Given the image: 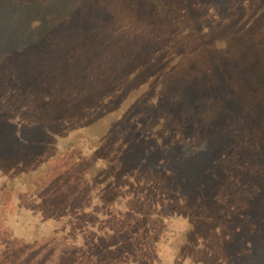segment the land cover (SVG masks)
Masks as SVG:
<instances>
[{
	"label": "rangeland",
	"instance_id": "374dc122",
	"mask_svg": "<svg viewBox=\"0 0 264 264\" xmlns=\"http://www.w3.org/2000/svg\"><path fill=\"white\" fill-rule=\"evenodd\" d=\"M100 1L116 11L106 22L100 7L98 23L106 30L129 31L127 6H137L146 32L167 29L179 44L162 53L168 68L138 76V85H126V77L113 72L119 68L114 60L121 58L103 64L85 53L77 71L92 73L86 86L79 77L73 87L62 85L63 70L48 75L50 70L40 68L46 72L34 80L45 78L52 86H7L17 72L0 70V241L22 234L41 243H0V264L55 263L61 245L51 238L56 230L72 227L68 205L79 207L86 200L84 163L105 199H119L121 192L132 211L140 210L150 223L165 218L150 235L165 264H175L176 252L191 258L177 264H264V153L259 149L264 138L242 133L224 92L215 91L206 102L194 92L196 82L208 83V73L222 86L234 84L238 94L240 87L264 84V0ZM133 17L139 26L137 14ZM220 54L225 63L214 58ZM67 59L79 60L75 54ZM225 110L232 115L228 121ZM200 152L208 155L202 164ZM110 174L116 190L108 184ZM78 216L84 224L95 215L82 211ZM19 251L26 257L17 256Z\"/></svg>",
	"mask_w": 264,
	"mask_h": 264
},
{
	"label": "trees",
	"instance_id": "16d2710c",
	"mask_svg": "<svg viewBox=\"0 0 264 264\" xmlns=\"http://www.w3.org/2000/svg\"><path fill=\"white\" fill-rule=\"evenodd\" d=\"M86 1L83 4L80 0H0V70L9 69L17 72V75L5 81L7 86H34L38 82L43 86L48 84L50 86L52 84L51 80L46 81L45 78H43V81L40 78L38 82L34 80V76L41 74L40 72H46L40 71L41 69L50 70L48 75L63 70L66 78L61 81L62 85L69 84V87H73L71 85H74L79 77L86 86L89 81L87 78L92 73L88 71L78 74L77 71L79 66H83L82 60L83 57H86L85 55L96 56L100 61H104L103 64L108 61L107 59L121 58L122 60H114V62L116 61L114 65L117 68L119 67L118 71L107 70V68H103L102 71H113L117 78L125 76L126 78L122 81L126 85H130V83L138 85V76L142 77L146 73L163 71L168 68L162 60V53H172L179 43L170 37L171 33L167 29L155 27L149 33L146 32L148 30L142 24V20L145 19L142 17L140 10L137 6H127L129 14H132L127 20L129 21L127 23L129 31L122 32L120 27H116L114 30H106L98 23L100 7H104L102 2L100 0ZM104 8L105 10L101 12L105 14V21L110 22L112 13L116 11L107 6ZM137 12H140V14ZM134 13L137 14L139 19V26L137 20L133 17ZM119 25L125 29L123 23ZM214 28L212 29L215 30ZM109 33L112 36H109ZM107 37H111V39ZM133 39L137 40L135 44H133ZM166 41L173 46V49L165 45ZM141 50L143 52H140ZM73 54L78 57V61L70 62L67 59L68 56ZM119 55L122 57H119ZM11 56L16 57L13 62L3 59ZM220 56L221 58H214L218 62L225 63V56L222 54ZM48 57L51 59H48ZM206 64L205 66L209 70ZM185 66L186 64L184 68ZM175 67L174 65L172 71L175 70ZM98 75L106 76L102 78L104 81L108 80L107 75L109 74L101 72ZM208 78L210 79L208 83L196 82L197 87L194 92L198 96L197 100L204 102L208 98L213 100L215 91L222 93V95L224 92V102L235 110H232V115L235 114L233 120L234 122L239 121L242 133L256 134L264 138V84L246 86L247 88L240 87L243 93L238 94L231 87L234 84L228 85L229 88H227L221 85V79L212 78L209 73ZM211 81L213 82L210 84ZM215 84L218 88L212 89V85ZM250 98L254 103L248 101ZM87 101L91 102L92 100L88 98ZM256 103H259L258 107L255 106ZM227 110L224 111L223 118L228 121V118L232 115ZM248 124H250V128L247 127ZM259 149L261 153H264V145H260ZM201 154L203 156H200ZM204 154L200 152L196 155L199 156L201 164L203 159L208 158V155ZM93 164L95 165V163ZM88 165L85 166L84 163L80 173L83 174L85 180L82 183V192L85 193L86 198L84 204L79 207L68 205L72 212L71 219L69 218L72 223L69 221L68 226L71 225L72 227L56 230L51 238V240L60 241L59 244L61 245V248L56 251L57 254L55 253L53 257L55 262L53 264H165L162 258L163 250L161 251L157 247V241L150 236L155 226L158 225L159 228L164 223L165 218L163 216H161L163 218L155 217L150 223L140 213V210L132 211V202L126 196L120 195L121 192H119V199L115 200L111 197L108 200L105 199L99 192L102 187L100 184L94 183L95 177L91 175ZM202 170V167L197 169L198 172ZM110 177L108 184H110V188L116 190L118 188L116 179L112 174H110ZM197 180L201 182L202 175H199ZM69 191L72 194L73 191ZM168 202L171 203H168L169 207L173 205L172 201ZM99 208L105 210L103 214L100 213L102 210ZM134 208L136 209V207ZM82 211H90L95 216H98L95 213L100 215L98 218L90 216L92 219L85 220V223L82 224L83 219L78 216ZM130 211L133 212V216ZM173 212L179 215V212H176L175 209ZM180 214L183 213L180 211ZM179 216L185 217V215ZM140 225H144V229L138 230ZM159 236L161 235L159 234ZM157 238L160 241V237ZM37 240L38 238L30 239L18 234L17 236L9 235L3 238L0 243L3 247L14 245L32 247L41 244L36 242ZM17 256L24 258L26 254L19 251ZM4 257L8 258L6 255ZM33 258L37 257L34 256ZM185 259L190 260L191 258L176 252L174 263L177 264L180 260ZM37 260L38 258L34 261ZM38 263L39 261H37Z\"/></svg>",
	"mask_w": 264,
	"mask_h": 264
}]
</instances>
